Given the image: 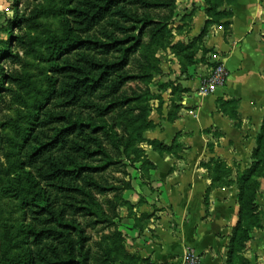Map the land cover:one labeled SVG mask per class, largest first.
Segmentation results:
<instances>
[{
    "label": "trees",
    "instance_id": "1",
    "mask_svg": "<svg viewBox=\"0 0 264 264\" xmlns=\"http://www.w3.org/2000/svg\"><path fill=\"white\" fill-rule=\"evenodd\" d=\"M179 1L69 0L67 9L60 11L66 20L63 35L51 41L55 54L49 71L50 90L38 106L30 135L19 152L18 169L24 171L23 178L31 186L28 193L33 194L24 208L29 252L13 258L1 251L0 264H116V255L124 249L118 231L120 195L131 186L124 181L114 184L104 174L121 167L123 158H132L129 152L137 142L130 127L142 133V144L147 142L144 132L154 126L151 102L161 100L159 92L170 83H159L156 94L150 89L126 88L134 82L150 83L160 75L157 52L171 46L170 26ZM227 1L207 0V27L230 17V12L222 10ZM48 15L56 12L36 5L18 18L19 31L25 26L30 31L41 29V20ZM9 37L0 60H8L12 68L24 64L20 52L27 56L36 52L39 40L26 33ZM12 42L15 52L8 47ZM191 46L181 51L189 63L195 56ZM29 87V75L0 66V155L4 157H15L9 147L18 146L8 136L13 120L6 112L23 101ZM222 106H230L235 113L234 102ZM116 115L127 120L124 134L117 130ZM148 144L160 151L175 148V153L182 148L181 144ZM139 153L151 166L145 150ZM252 159L248 176L238 184L240 220L227 264H250L243 256L246 244L255 230L264 227V208L257 201L261 183L253 180L264 177V124ZM215 184L212 182L208 193ZM22 190L17 193H25ZM110 194L114 197L108 198ZM101 196H106L104 202ZM99 228L101 237L94 241L89 230Z\"/></svg>",
    "mask_w": 264,
    "mask_h": 264
},
{
    "label": "crops",
    "instance_id": "2",
    "mask_svg": "<svg viewBox=\"0 0 264 264\" xmlns=\"http://www.w3.org/2000/svg\"><path fill=\"white\" fill-rule=\"evenodd\" d=\"M178 5L182 16L170 26L173 39L158 76L170 87L152 101L154 126L142 144L152 165L138 167L131 188L120 195L124 249L116 264H182L188 249L200 255L201 264H227L240 220L238 187L208 193L212 181L203 163L223 159L235 169L251 162L264 124V0L224 2L230 17L208 27L204 0ZM12 6L13 0H0V14ZM190 44L192 63L181 52ZM210 59L223 63L229 78L216 93L203 95V77L195 75ZM227 102H234L235 113L222 106ZM148 142L182 148L160 151ZM243 256L264 264V227L254 231Z\"/></svg>",
    "mask_w": 264,
    "mask_h": 264
},
{
    "label": "rangeland",
    "instance_id": "3",
    "mask_svg": "<svg viewBox=\"0 0 264 264\" xmlns=\"http://www.w3.org/2000/svg\"><path fill=\"white\" fill-rule=\"evenodd\" d=\"M204 1L205 8H207V0ZM228 1L232 2V0ZM68 2L69 0H41L38 2H35L34 0H13L12 11L0 14V41L4 42V45L0 46V51H4L5 48L3 47H6V43L10 41L9 36L11 34L20 35L21 33H26L36 36L39 40L34 54L27 56L24 52H20V55L24 59V64L16 65L11 68L8 60H5L4 58L0 60V66L5 67L7 71H10L11 69L20 70L29 75L30 79V87L23 93V101L15 104L12 110L6 112L7 117L13 120L11 130H8V136L18 145L17 147H9V151L13 153L15 157L13 156L10 158L0 155V252L7 251L8 256L13 258H20L29 252L27 245V225L24 221V208L27 200L32 198L33 195L30 192L28 193L31 186L27 180L23 178L25 176L23 174L24 171L18 169L21 163L19 153L20 146L24 145L25 138L30 135V130L32 129L34 116L37 113L38 106L43 103L50 90L49 71L51 61L55 54L51 41L52 38L60 37L64 33V23L66 18L60 14V11L67 9ZM218 2L219 1H216L215 3ZM36 5L52 10L56 12V15H48L44 17L41 20L43 27L37 31H30V28L27 26L22 29V32L19 31L17 23L18 18L28 14ZM180 12L181 9L178 5L174 14L176 15L175 19L182 16ZM8 47L13 52L17 51L13 42L10 43ZM165 50V48H160L157 52L158 63L160 62V65L163 63V59L165 61V56L163 54ZM215 65V60L210 59L209 64L202 66V68H200L201 70H198V72L196 71V78L200 79L207 75ZM132 67L136 68V64L134 63ZM159 83H161V81L160 78L157 77L152 82L146 84L138 82L131 83L127 86L126 90L130 91L131 89L137 88L144 90L150 89L152 93L156 94ZM4 84L6 83L4 82ZM151 103L153 104V102ZM115 122L118 132L124 134L123 131L128 124L125 117L116 115ZM128 131L132 133L137 142L135 148H132L129 152L132 158H123L121 167L112 168L104 174L114 184H117L119 181L130 183L139 175L137 173L138 167L143 166L146 161L139 153L140 149H144V145H142L143 143H140L142 133L139 135V132L133 129V127H130ZM252 164L253 159H251V162L241 163L233 169L232 167H229L227 162L223 159H212L203 163L204 167L207 170L209 169V176L211 181L216 183V188L236 185L238 187V195V184L241 185L245 176H248V171ZM148 166L150 165L148 164ZM148 166L146 165L145 167ZM21 177L23 178L22 181H20ZM253 180H257L261 183V188L259 189L257 196V201L261 205L262 200L264 199V190L262 188L264 177H253ZM17 189H21V191L24 189L25 193L21 192L19 195ZM107 197L113 198L114 196L110 194ZM99 198L103 202L106 200V196H101ZM100 229L101 228L98 230H89V234L93 236L94 241L100 239Z\"/></svg>",
    "mask_w": 264,
    "mask_h": 264
},
{
    "label": "built area",
    "instance_id": "4",
    "mask_svg": "<svg viewBox=\"0 0 264 264\" xmlns=\"http://www.w3.org/2000/svg\"><path fill=\"white\" fill-rule=\"evenodd\" d=\"M228 78L229 71L226 66L223 63L217 64L200 80L198 90L200 94L212 95L225 87ZM201 262L200 255L194 249H188L182 264H201Z\"/></svg>",
    "mask_w": 264,
    "mask_h": 264
}]
</instances>
